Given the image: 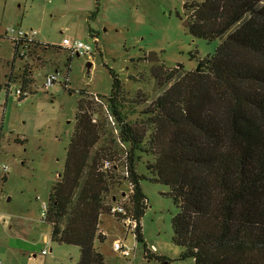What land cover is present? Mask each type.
<instances>
[{
	"label": "trees",
	"instance_id": "obj_1",
	"mask_svg": "<svg viewBox=\"0 0 264 264\" xmlns=\"http://www.w3.org/2000/svg\"><path fill=\"white\" fill-rule=\"evenodd\" d=\"M190 9V33L219 40L217 50L189 72L179 65L181 71L170 70L165 79L155 74L160 87L173 83L140 111L139 120L127 119L137 112L123 110L121 80L112 69L107 97L79 92L81 98L101 100L104 124L108 118L117 130L112 141L125 148L128 206L125 215L114 216L135 222L134 238L146 249L141 231L146 198L140 184L156 181L170 189L179 210L172 228L174 242L184 250L180 262L264 264V0H194ZM16 60L14 52L12 66ZM27 75H22V87L28 91ZM62 85L68 90V81ZM2 89L9 93V85ZM78 106L44 223L51 226V242L77 246L79 264H107L94 243L104 240L98 234L99 216L111 214L106 195L119 166L108 160L114 156L110 149L90 155L102 124L91 123L83 101ZM142 155L151 157L145 162L150 177L136 171ZM104 162L110 164L107 170Z\"/></svg>",
	"mask_w": 264,
	"mask_h": 264
},
{
	"label": "rangeland",
	"instance_id": "obj_2",
	"mask_svg": "<svg viewBox=\"0 0 264 264\" xmlns=\"http://www.w3.org/2000/svg\"><path fill=\"white\" fill-rule=\"evenodd\" d=\"M192 1L0 0V84L6 78L13 82L9 93L0 90L1 264H79L77 246L51 242V226L41 219L42 204H48L49 194L63 172L79 100L91 123L102 124L90 155L110 149L114 156L108 160L119 166L113 172L106 202L126 209L130 187L123 178L125 148L114 145L117 130L108 118V125L104 124L105 107L98 97L90 95H109L112 80L108 69L114 70L126 99L123 110L133 107L137 112L127 119L137 121L140 111L173 83L160 87L156 75L165 79L170 70L181 71L179 65L183 72H189L198 60L216 52L219 40L205 41L192 36L188 29ZM10 27L32 30L38 43L49 46L29 47L26 59L16 60L12 66L13 46L4 34ZM92 36L98 42L92 43L90 55H71L56 49L63 38L90 44ZM148 52L155 53L158 60L149 62ZM55 71L61 78L44 88L45 76ZM24 72L31 78L28 91L32 94L18 100L14 91ZM64 77L70 91L63 88ZM84 90L90 95L81 98L79 92ZM15 139L26 143L19 145ZM141 158L136 171L150 177L145 162L151 157ZM109 166L104 162L102 168L107 170ZM140 187L146 198L141 218L146 249L135 240L134 229L125 227L110 213L99 216L98 234L104 240L95 241V248L107 264H192V260L179 261L184 250L174 242L172 219L179 210L168 195L170 189L148 180H142ZM116 240L125 242L129 258L112 251ZM152 254L166 261H158Z\"/></svg>",
	"mask_w": 264,
	"mask_h": 264
},
{
	"label": "built area",
	"instance_id": "obj_3",
	"mask_svg": "<svg viewBox=\"0 0 264 264\" xmlns=\"http://www.w3.org/2000/svg\"><path fill=\"white\" fill-rule=\"evenodd\" d=\"M6 38L10 41V43L12 44V48L15 52L16 58L18 61L23 62L24 59H26V57L28 56V52L29 47H34L36 46V39H35V33L31 31H23L22 29L16 28V27H10L9 29L5 30L4 32ZM98 42L96 37H91L90 40V44H85L82 43V41L80 40H68L66 38H63L62 42H61V49H64L65 51L69 52V54L71 55H80L82 54L83 56L85 55H90L89 53L91 52L92 49V43L96 44ZM61 78V74L58 73L57 71L47 74L45 76V81H43V87L44 88H50L52 87V85H54V83L56 81H58ZM22 81L23 79H21L19 81V83L17 84V88L15 89L14 93L16 98H20V97H26L28 95V91L24 90V88L22 87ZM68 81L67 78H63V82ZM3 84H0L1 89L3 88V86L5 84L10 85L13 83L11 81V79L7 78L6 80H3L2 82ZM0 89V90H1ZM106 167L109 166V163L105 164ZM2 169L3 171H6L7 168L6 166L2 165ZM129 195V194H128ZM47 214V205L44 203L42 204V214H41V219L44 221L45 217ZM111 214L115 215V214H121V215H125V210L123 208V206H114L111 209ZM121 222L124 224L125 227L128 228H133L135 229V222L132 221L131 219L127 217L123 218L121 220ZM113 252L117 253L118 255L122 256V257H130V249L127 247V245L125 244V242L120 241V240H116L113 242ZM42 253L45 255V252L42 251ZM1 264V262H0Z\"/></svg>",
	"mask_w": 264,
	"mask_h": 264
},
{
	"label": "water",
	"instance_id": "obj_4",
	"mask_svg": "<svg viewBox=\"0 0 264 264\" xmlns=\"http://www.w3.org/2000/svg\"><path fill=\"white\" fill-rule=\"evenodd\" d=\"M147 57H148L149 62H153V61H157L158 60V58L156 57L155 53H149L148 52ZM90 66H91V64H88L87 68L89 69Z\"/></svg>",
	"mask_w": 264,
	"mask_h": 264
},
{
	"label": "crops",
	"instance_id": "obj_5",
	"mask_svg": "<svg viewBox=\"0 0 264 264\" xmlns=\"http://www.w3.org/2000/svg\"><path fill=\"white\" fill-rule=\"evenodd\" d=\"M17 61H18V60H17ZM17 61H16V62H17ZM13 66H14V64H13ZM11 67H12V66H11ZM6 79H7V78H6ZM6 79H4V80H6Z\"/></svg>",
	"mask_w": 264,
	"mask_h": 264
}]
</instances>
